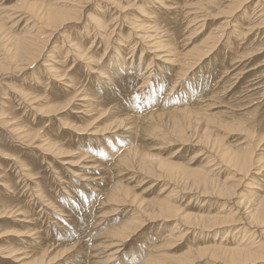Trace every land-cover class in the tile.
<instances>
[{"label":"rangeland","instance_id":"1","mask_svg":"<svg viewBox=\"0 0 264 264\" xmlns=\"http://www.w3.org/2000/svg\"><path fill=\"white\" fill-rule=\"evenodd\" d=\"M112 1L115 2L113 6ZM201 1L207 3L210 0ZM232 1L233 5H236L241 0ZM257 1L247 0L243 3L230 18L231 26L227 27L224 22L228 19L219 12H226L230 6L233 7L230 0H217L216 5L205 7L210 14L199 24L192 22V16H186L185 13H188L187 9L184 11L186 7L174 15L175 20L171 24L167 22L171 17L166 18L165 12L162 11L161 15L164 17L160 18L161 15H158L162 21L161 25L156 27L151 25L152 31H157L153 35L159 32H162V35L166 33L163 39H166V43H169L172 49H176L173 53L178 60V66L171 68L170 65L159 62L150 64L148 69L151 71L150 78H155L154 83L149 79L144 80L146 84L139 85L140 80L130 74L136 67H138L136 75L140 74L146 65L144 58L140 60L138 58L140 54L138 43L132 56L129 74L126 75L130 82L128 87H131L127 92L130 99L127 105L110 104L114 100V97L110 96L111 98H106L104 104L107 105L108 102L110 106L88 112L87 107L79 102V98L73 100L70 107L58 109L67 107L76 92L72 91L71 87L67 88L69 85L65 82L74 75L79 81L76 90L81 92L91 89V85L97 84L96 80L103 83L100 75L105 71V67L101 69L102 66L115 56V50L119 49V43L124 42L127 28H130L132 22L136 21L135 19L142 20L137 6L143 5L145 0H94L86 12L94 22H101L106 18L105 24L108 28L105 34L97 32L99 24L89 26L86 17L80 15L78 24L71 23L59 33L66 38L65 41L63 42L60 35L58 37L56 34L49 45L50 48H46V59L42 57L37 63H33L29 72H24L25 75L10 69L9 64L7 65L10 62L7 51L10 47L3 36L7 33L9 36L12 34V37L14 35L38 37L41 29L28 20L27 14H23L25 10L14 11L23 0H0V24L3 27L2 32L5 30L4 35L0 33V37L1 35L3 37L0 38V264H33L34 258L35 260L37 258L38 263L35 262L37 264H67L74 263L80 258L83 261L80 259L79 264H100L102 261L92 263L94 259L86 253H90L96 244L108 242L111 234L114 235L117 229L120 230L121 226L126 224L128 217L131 216L129 211L132 207H115L104 203V197H100L104 196L103 190L107 191L106 189L111 187L109 184L112 185L119 180L113 159L111 161L106 159L107 162H103L107 164L104 172L108 181L104 185L100 184L99 193H93V187H89L91 181L96 183L94 180L97 178L93 177L96 174L95 168L83 170L81 167L89 164V155H93V152L101 154L102 151L106 153L104 155L109 156L113 150L112 154L118 155V150L122 147L134 145L155 156V160H163L173 165L175 167L173 171L177 175L168 183L165 177L163 182L155 181L145 177L143 172L137 174L124 171L122 173L124 176L131 174L129 176L133 179L128 177L127 181L126 178L123 185L126 184L131 192L130 196H135V200L139 201V207L144 209L149 204L157 202L159 198L165 200L170 196L168 201L170 200L169 202L179 210L180 217L185 214L191 215L190 219L197 215L203 217L216 215L226 220L225 224H219V227L210 228L211 230L206 229L205 224H193V228L173 235V237L183 235L176 240L173 238L170 240L168 236L177 220H159L151 223L144 221V226L136 227L135 234L128 235L129 237L122 241L116 249L115 262L111 264H128L140 259L145 253L152 255L157 263L177 264L189 249L199 246L211 247L213 244L234 247L239 242L247 243V236L241 230H244L243 226H247L246 216L253 209L254 198L264 195V168H261L264 165V24H260L264 17L259 18L261 12L254 8ZM51 2L58 3V8L65 10L77 7L76 4H72L74 0ZM196 3L200 2L193 1V5ZM155 6L159 8L157 4ZM126 7L128 10L120 12V9ZM201 24L203 25L200 28ZM119 26L124 28L122 33L118 29ZM234 30L236 31L233 32ZM114 33L120 35L117 37ZM94 36L95 43L91 48L93 50L88 56L95 53V50L102 54L100 69L92 65L87 66L90 58L80 60L75 56L82 49L90 47ZM106 37H111L109 44ZM116 39L118 41L114 42ZM34 49L35 47L31 46L28 49L31 51L27 50L26 54H34ZM197 50L200 53L208 50L209 52L200 61H195L193 56L198 54ZM93 56L97 57V54ZM46 63L55 66L49 74L41 70ZM191 63L192 69L189 65ZM92 67L98 74H89L87 69ZM32 72L35 74L31 78ZM55 75L61 77L56 76L58 78L56 79ZM61 78L64 79L60 81ZM162 81H168L169 86L163 87ZM172 82H175L174 86L171 85ZM193 92L199 94L189 103L188 99ZM23 93L28 96L27 99L36 97L40 101L37 103H33L32 100L24 101L21 99ZM47 107L55 108L57 112L45 117L43 113ZM180 108L189 111H178ZM135 119L139 123L134 134L128 138H119L129 129L130 126L127 124ZM121 120L122 127L113 132ZM14 129L27 130L29 134L37 135L38 140L37 138L28 139L29 142L20 140L17 136L18 130ZM149 131H152L151 134ZM203 136L208 137L206 149L209 151V147H217L215 151L218 154H223L226 149L241 153L254 149L253 158L257 161L254 168L243 179L236 165L224 164L223 161L212 164L210 159L212 160L213 156L207 150L204 151L202 146L196 145ZM185 139L188 141L186 145L183 142ZM41 140L53 145L50 153L44 152L45 143L43 144ZM38 145H42V148L38 149ZM83 154H87L89 158ZM93 158L100 160L99 157ZM193 169L208 171L207 175L216 181V185L224 183L227 187L236 186L234 196L220 197L217 188L203 197L182 189L184 173ZM72 172L77 175H73ZM155 173L159 174L157 171ZM180 189L182 191H179ZM209 189L211 190V187ZM72 195L76 201L69 198ZM237 220L238 222H235ZM241 222H245V225ZM262 230L264 231V228ZM71 245L74 249H68L67 254L65 252L61 254L62 248ZM77 253H80L79 258ZM206 259L194 264H214L213 260ZM259 261L255 264H264V251Z\"/></svg>","mask_w":264,"mask_h":264},{"label":"bare ground","instance_id":"2","mask_svg":"<svg viewBox=\"0 0 264 264\" xmlns=\"http://www.w3.org/2000/svg\"><path fill=\"white\" fill-rule=\"evenodd\" d=\"M38 1H40V3H38ZM38 1L30 2L28 0H23V2L14 11L19 12L20 10H25V13H23V14H27V16L29 17L28 20L31 21L32 23L34 22V25L38 26V28L41 29L40 36L34 37V36H29V35L27 36L26 35L23 37H17L14 35L12 37L11 36L12 34L9 36V35H7V33H5V35H4L5 30H4V32H2L3 27H1V24H0V33H2V35H4L3 37H5V40L8 44V47H10L7 50L9 52L10 62L9 63L6 62V63H7V65L9 64L10 69L17 70V71H19L20 74H24V72L28 73L29 68L31 67V65L33 63H37L42 57H44V58L47 57V55H45V52L47 51L46 48L49 47V45L51 44L55 35L57 34V36L59 37V35H60L59 33H61L62 30H64L66 28V26L71 24V23L78 24L80 15L82 17H86V20L89 22V26L91 24L92 25L99 24V26L97 28V32H102L103 35L105 34V30L108 28V25L105 24L106 18L105 19L103 18L104 20L101 22L100 21L94 22L93 18H91L90 15H87L86 11L90 8V4L94 0H74V2H72V4H74V5L76 4L75 7L76 6L77 7L76 8H69L67 10L62 9V8H58V6H57L58 3H52L51 2L52 0H48V1L47 0L46 1L45 0H42V1L38 0ZM193 1L194 2L198 1L200 3H196L193 5ZM216 1L217 0H210L207 3H201L202 2L201 0H182V3H181V0H145V2L143 4V5L146 4L145 7L143 5L137 6L138 7L137 9L139 11V15L142 18V20L137 21L138 19H135L136 21L132 22V25H130V28H127L129 31L127 30V36L123 39L124 42L119 43V49L115 50V53H114L115 56L111 57L108 60V62L106 64H104V66H102L101 69H104V67H105V71L103 73H101V75H100L101 78L103 79V83L101 80L100 81L96 80L97 84L91 85V89L84 90L85 92H83V91L81 92L80 90H76V87L79 85V81L74 77V75H72V77H70V79L65 83L67 85H69L68 87L66 86L67 88L71 87L70 89L72 91L75 90L76 92H74L73 98L71 99L72 101H70V103H68L67 107L65 106V107H61L58 109L63 110L65 108L70 107L69 105H71L73 100H76L79 98V102H81L82 105H85V107H87L88 112L96 111L98 109H102V108H105L107 106H110L108 102H107V105H104L106 98H109L110 96L114 97L113 98L114 100H112L110 102V104L116 103V105H117L118 103H121V104L127 105L126 104L127 101L130 100L129 97H127V95L129 94L127 92L130 91L131 87H128L130 85V82L127 80L126 75L129 74L128 70H129L130 64L132 62V56L136 51V46L138 45V43H140V47H139L140 48V50H139L140 54H139L138 58H139V60L141 58H144L146 61V65L142 71L144 73L141 72L140 74L136 75V72L138 70V67H136L134 72H132L130 74L135 75L136 78H138L140 80V81L138 80L139 85H141V84L143 85V83H145L144 80L148 81L149 79H152V81H153L155 79V78H150V72L151 71L148 69V66H150V64H153V63L155 64V63L159 62V63H163L165 65H170L171 68L178 66L177 65L178 60L173 53L175 48L172 49L170 44L166 43L167 42V41H165L166 39L165 40L163 39L166 37L165 36L166 33H163V35H162V32H159V33H161V35H159V33H157L156 35H153V33L157 32V31H152L153 27L151 25H153L154 27L161 25L162 21H160V18H163L164 16H166V18L171 17V19L169 18L170 21H167V22H169V24H171L173 22V20H175L174 15L176 13L183 11V9L185 7L186 8L184 11L186 12V9L188 11V13H185L186 16H192V19H193L192 22L193 23L195 22V24H197V23L199 24V22H202L204 19H206L205 17H208L210 14V13H208L207 8H205V7H210V6L216 5ZM230 1L232 2L231 5H233V1L232 0H230ZM246 1L247 0H241V1L237 2L236 5H233V7L230 6L228 11L219 12V14H222L221 16H225V19H228L227 21L224 22V25H226V27H227V25H230V21H231L230 18H232L233 14L235 15V12L238 9H240V6L243 3H245ZM62 2L60 4H62ZM113 3H115V2L112 1V4H111L112 6H113ZM154 4L155 5L157 4L159 8H157ZM74 5H72V6H74ZM112 8H114V7H112ZM254 8H255V10H257V12H259V13L261 12L259 14V18L264 17V15L262 14V13H264V0H258L256 2V6ZM116 10L117 9H115V12H116ZM125 10H128V8L126 7L125 9H120V12H125ZM190 10L191 11L193 10V12H191ZM162 11L165 12L164 16L161 15L163 13ZM201 13H202V15H199ZM203 13H205V15H203ZM158 15H161V17L159 18ZM9 16H11V15H9ZM198 17H199V20H197ZM260 24H264V18L262 19ZM202 25L203 24L199 25L200 28ZM118 29H119L120 33H122L123 32L122 30H124L123 26H119ZM119 31H117V32H119ZM235 31L236 30H234L233 32H235ZM120 33L118 34V36L120 35ZM96 34H98V33H96ZM109 34L110 33H108V35ZM2 35H1V37H2ZM81 35H82V33H80L79 37H81ZM114 35L117 36L116 33H114ZM19 36H21V35H19ZM111 37H108V38L106 37L107 44H109ZM60 38L63 39V42L66 39L63 35H60ZM116 41H118V40L116 39L114 42H116ZM168 41H170V40H168ZM80 43H81V39L79 40V44ZM94 43H95V36L93 37V40L90 43V47H88V49H82V51L75 54V56H76V58H78L80 60L86 59V57L90 58L89 61H87V64H89V65H87V64L86 65L89 67H90V65L96 66L98 69H100L99 65H100V61L102 59V54H99L95 50V53H93V54L91 53L90 56H88L89 53L92 52L91 50H93L91 48H92ZM31 46L35 47V49H34L35 53L31 54V55H27L26 53L28 51H31V50H28ZM78 48H80V47H78ZM106 49H107V47H106ZM210 49H212V48H209V50ZM34 50H32V51H34ZM87 50H89V51H87ZM209 50L204 51L203 53H200V51L197 50L198 54H194L193 60H195V61L199 60L200 61L205 56H207ZM56 52H57V50H56ZM127 53H128V55H127ZM130 53H132V54L129 56ZM94 54H97V57H94L93 56ZM124 55H125V57H123ZM95 59L97 60V62H95L96 61ZM50 62H52V61H50ZM46 64L47 65L42 66L41 70H44L46 73L49 74L52 70L55 69L54 68L55 66H54V64L52 65L50 63H46ZM138 64H139V62L137 63V65ZM189 65H190V69H192V67H193L192 63ZM87 66H85V67H87ZM87 70L90 72L89 73L90 75L98 74V71L95 70L94 67L87 69ZM126 70H127V72H126ZM13 72H15V71H13ZM55 73L56 72H54V74ZM34 74L35 73L32 72V74H30V77ZM38 74H40V73H38ZM142 74H146L147 76L143 77ZM56 76L58 78L61 77V75L60 76L55 75L56 79H58ZM43 78H44V75H43ZM33 79H36V78H33ZM37 79L40 80V78H37ZM63 79L64 78H61V80L60 79L59 80L62 81ZM106 80H109V81L106 82ZM35 81H37V80H35ZM134 82H132V83H134ZM36 83H39V82H36ZM153 83H154V81H153ZM153 83L151 84L152 86L154 85ZM167 83H168V81H165V82L162 81L163 87L169 86L168 85L169 83L168 84ZM174 84H175V82L174 83L172 82L171 85L174 86ZM134 87H135V85L132 86V88H134ZM159 87L157 88L158 90H159ZM161 88H162V85H161ZM201 88H202V86H201ZM101 90H102V92H101ZM195 90H198V89H195ZM17 92H20V91L17 90ZM199 92H201V91H199ZM27 94H28V92H27ZM197 94H199V93H197ZM197 94L194 92H193V94L191 93L190 99H188V102L190 103L193 100V98L196 97ZM19 95H21V94H19ZM21 96H23L21 99L24 101L32 100L33 103H37L38 101H40L36 97H32V98L27 99L28 96L25 95L24 93ZM185 104H186V101H185ZM186 108H180V109H178V111L188 112L189 110ZM56 112H57V109L50 107L43 114L46 117V116H50V114H54ZM86 113H87V111H86ZM38 114L40 115V110H38ZM128 115H130V113ZM122 121L123 120L120 121V124H117V126H115V130H113V132L118 130L119 127H122ZM138 123H139L138 120H136V119L132 120L129 124H127L128 126H130L129 129H131V130L127 129L125 131L126 134H121L119 136V138L131 137L134 134V130L136 129V126ZM14 130H16V131L18 130L17 131L18 132L17 133L18 138L20 140H24L25 142H27V141L29 142L31 139L37 138V135H34V134L32 135V133L29 134L30 132H28L27 130H24V129H14ZM142 131H144V130H142ZM151 132L149 131V134H151ZM205 134H207V133H205ZM145 135H144V137H145ZM28 139H30V140H28ZM136 139H137V137H136ZM136 139L134 138V140H136ZM207 139H208V137L204 138V136H203V138L200 141L199 140L197 141L198 143L196 145L202 146L204 151H206L207 150L206 148L208 147V143H207L208 140ZM36 140H38V138ZM41 141L43 142V144L45 143L43 140H41ZM183 142L186 145V143L188 141L186 140ZM212 143H214V142H212ZM179 144H181V143H179ZM52 146L53 145H49V144L45 143L43 146L45 149L44 152L46 151V152L50 153ZM37 147H38V149L42 148V145H38ZM215 148L217 149V147H215ZM215 148L212 146V147H209V151L207 150L211 154V156H213V158L211 156H209L210 158H212V160L209 158L210 161H212V164L213 163L216 164V162L219 161V163L224 162V164L227 163L229 165L230 164L236 165L237 170H238V168L240 169L239 171L242 173L241 176H243L241 178H243V179L251 172V169L254 168V166L257 162L253 158V153L255 152L254 149H248L249 151H246L243 153H241L239 151H230V150L226 149L223 154H218V152L215 151ZM118 151H119V154L115 155V154H112V152H113V150H112L109 153V156H108V154H107V156L104 155L106 153H104L102 151H101V154L93 152V155H91L90 152H86L88 155L90 154L89 155L90 158L87 156V154H83V156H86V158L88 157L90 161H89V164H84V166H82L81 169L86 170V169H90V168H95V171H96L95 176H93L94 178L95 177L97 178L95 180L93 179L96 183L91 181L90 184L88 183L90 186L87 185L89 187H93V190L91 189L92 191H94L93 193L98 192L99 189H101V188H99L100 184L104 185L106 183V181H108V179H105L107 175L104 172L105 166H107V164L103 163V162H105L106 159H110V161L113 159L115 161L114 163H116L115 168L118 171V172H116V174H119L118 175L119 177L117 176L119 178V180L115 181V183L112 185L109 184V186H111V187L110 188L108 187V189H106L107 191L103 190V192H105L104 196H100V197H104V199H103L104 203H107L109 205L112 204L115 207H118V206H129V207L131 206L132 207V208L130 207L131 208L130 211L128 210L129 214L131 216L128 217L126 224H124L123 227L121 226L120 230L117 229L118 232L115 230L116 233L114 235L111 234L113 237L112 236H111L112 238L109 237L110 240L108 242H106V243L102 242L103 244H96V245L94 244L95 246L92 245L93 247H92V250L90 251V253L89 252L86 253L87 256H90L92 259H94V261L92 263H94L95 261L96 262L102 261L103 262V263L101 262L102 264H104L106 262H107V264H111V263L115 262L114 257L117 253L116 249L120 246L122 241L126 240L129 237L128 235L135 234L134 232L136 230V227L138 228V226H140V228H141L144 221L145 222L148 221L151 223V222L159 221V220H165V221L166 220H174V221L177 220L175 222L176 225L174 226L173 229H171L170 234L168 236L170 240H172V238L176 240V239L180 238L181 236H183V235H177L176 237H173V235H176L177 232L179 233L181 231L183 232L185 229L193 228L194 227L193 224H195V225H198L199 223L205 224L206 225L205 228L208 230H211L210 228L219 227L220 225H222V223L225 224L226 219L222 218L221 216H216V215L204 216V217L197 215L193 219L189 218V216H191V215H186V214L181 215V217H180V215L178 213L179 210L173 206L174 204L172 205L169 202L170 200L168 201L170 196L168 197V199H166L164 196L165 200H159L160 199L159 198L157 202L149 204L148 207H146L144 209H142L143 207H139V201L135 200V196H133V195L130 196L131 192L125 186L126 184L123 185L124 180L127 178L126 180L128 181V177H130L129 175H131V174H127L124 176V174H122V173L126 170H128V173L129 172H132V173L137 172V174L138 173L140 174L141 172H143L142 174H145V177L147 176V178L149 177L155 181H159V180L161 181L162 180V182H163V180H165L163 178L165 177L166 179H168L165 181L170 183L169 180H173L177 176L176 173L173 171V169L175 167L173 165L163 161V160H158V159L155 160L156 159L155 156H152V155H149L148 153H145V151L141 150L139 146L134 145V146H130L128 148L122 147ZM48 153H46V154H48ZM205 155L206 154H204V156ZM93 157H97V158L99 157L100 160H102V161H100V160L97 161V159H94ZM81 159H83V157ZM81 159H80V161H81ZM65 164H67V163H65ZM226 167H228V166H226ZM233 167H235V166H233ZM261 168H264V165H262ZM156 171L159 174H156L155 173ZM114 172H115V170H114ZM74 174H75V172L73 173V175ZM207 174H208V171H205L203 169H193V170H189V172H185L184 177H183V178H185V180H184V183H183L184 185H183L182 189L189 190V191H187L189 193L192 191L196 194V196L198 195V196L203 197V196H208L212 190L217 188L218 195L220 197L232 198V196H234V189L236 188V186H233L234 188L229 187V186L227 187L226 185L224 186V183L222 185L221 184L216 185L217 184V183H215L216 181L214 182L213 179H210V177ZM75 175H77V174H75ZM117 177L115 179H117ZM130 178H132V177H130ZM180 183H181V181H180ZM175 184L177 185V183H175ZM150 185H152V184L150 183ZM171 185H172V183H171ZM210 187H211V190L209 189ZM212 187H213V189H212ZM97 188H98V190L96 191ZM179 191H182V190L180 189ZM161 192H163V191H161ZM187 192H184V193H187ZM177 193H178V191H177ZM189 193H187V194H189ZM194 193H192V194H194ZM102 195H103V193H102ZM158 195H159V193H158ZM162 196H163V194H162ZM100 197H99V199H100ZM69 198L74 199V200L76 199L73 197V195L69 196ZM255 198H254V200L252 199L254 202L253 207H252L253 209H251L248 212L249 214H247V216H246L249 224H248V222H246L247 226H245V227L243 226L244 230L243 229L241 230V232H243V234L245 236H247V240H246L247 243L244 244L242 242H239L238 245H236L234 247H225V246H222L221 244H219V245L213 244V246H211V247L199 246L198 248L191 249V250L189 249V251L187 250L188 253L182 259H180V262L179 263L177 262V264H194L195 262L201 261L205 258H207L209 261L213 260L212 262L214 264L215 263L218 264V262L220 264H255L257 262H260L259 261L260 255L264 251V231L262 230L264 228V216L261 217V213L262 212L264 213V195L262 197H258L256 199ZM155 199H153V200H155ZM103 201H102V203H103ZM137 202H138V204H137L138 206L136 205ZM45 203H47V202H45ZM248 205H249V203H248ZM125 215L126 214H124V216H123L124 218H125ZM143 217L145 219H143ZM141 219H143V220H141ZM230 219H232V218H230ZM191 220H194V221H191ZM145 222H144V224H145ZM228 222L230 223V221H228ZM235 222H238V220ZM241 223L244 224L245 222L244 223L241 222ZM231 224H233V223H231ZM154 225H156V224H154ZM165 236H167V235H164V237ZM184 236H185V234H184ZM33 241H35V240H33ZM75 245H76V243H75ZM207 245H209V244H207ZM63 249L64 248L61 249L62 250L61 254L64 252L66 253V250H68V249L69 250L74 249V246L71 245L70 247L68 246L64 250ZM81 249L79 248V250H81ZM84 250H86V249H84ZM152 250L153 249H151V251ZM75 251H76V249H75ZM72 252H74V251H72ZM82 254H85V253H82ZM76 255L78 256V255H80V253H77ZM79 257L80 256H78V258ZM80 259L79 260L77 259L78 261H76L74 263L70 262L67 264H79L81 261H83V259H81V261H80ZM34 260H35V258L33 259L32 263L37 264L38 263L36 261L37 258L35 261ZM39 261H41V260H39ZM262 261H263V259H262ZM35 262H37V263H35ZM128 264H160V263H157V261L155 260V258L152 255H150L149 253H145L140 259L135 260V261H131Z\"/></svg>","mask_w":264,"mask_h":264}]
</instances>
